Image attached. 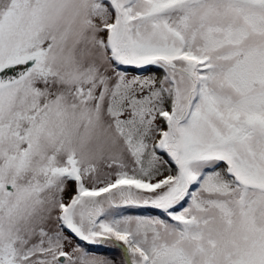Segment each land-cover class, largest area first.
<instances>
[{"label": "snow or ice", "instance_id": "6c2138e0", "mask_svg": "<svg viewBox=\"0 0 264 264\" xmlns=\"http://www.w3.org/2000/svg\"><path fill=\"white\" fill-rule=\"evenodd\" d=\"M109 246L264 264V0H0V264Z\"/></svg>", "mask_w": 264, "mask_h": 264}, {"label": "rangeland", "instance_id": "374dc122", "mask_svg": "<svg viewBox=\"0 0 264 264\" xmlns=\"http://www.w3.org/2000/svg\"><path fill=\"white\" fill-rule=\"evenodd\" d=\"M74 185H69V194L74 190ZM100 253L107 255L110 259H113L116 264H120L122 260V253L120 250L112 248L111 246L107 248H101L98 250Z\"/></svg>", "mask_w": 264, "mask_h": 264}]
</instances>
